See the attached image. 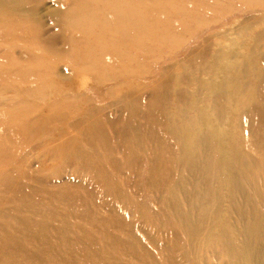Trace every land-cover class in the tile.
Wrapping results in <instances>:
<instances>
[{
  "label": "rangeland",
  "instance_id": "374dc122",
  "mask_svg": "<svg viewBox=\"0 0 264 264\" xmlns=\"http://www.w3.org/2000/svg\"><path fill=\"white\" fill-rule=\"evenodd\" d=\"M95 1L105 9L101 17H108L103 5L108 0ZM90 2L0 0V229L17 209L28 217L50 208L68 225L58 229L61 250L77 249L84 254L78 260L87 264H138L116 250H128L127 238L116 237L106 246L95 233L112 220L113 207L144 245L157 237L153 222L140 218L136 207L124 211L112 202L119 193L111 192L108 177L117 184L125 178L148 217L161 210L171 219L173 207L159 204L167 201L187 214L204 208L205 220L192 215L196 227L202 226L200 239L188 243L182 233L174 264H216L212 253L198 254L194 247L216 220L222 226L214 235L226 239L248 229L250 246L264 264V152L245 146L247 126L239 118L248 114L252 122L264 123V112L255 117L258 106L251 102L259 100L264 109V0H120L127 12L115 16L117 27L87 20ZM150 125L171 149L163 153L168 162L161 164L166 189L160 194L148 178L154 158L140 146ZM203 140L209 142V167H201L210 183L201 204L204 182L200 176L187 178L183 162L196 163ZM78 153L81 159L91 157L85 166L76 163ZM109 156L120 164L108 173L103 163ZM237 191L238 212L229 198ZM242 214L245 220L238 222ZM0 241V264H29ZM29 249L34 264H48L39 248Z\"/></svg>",
  "mask_w": 264,
  "mask_h": 264
},
{
  "label": "bare ground",
  "instance_id": "6f19581e",
  "mask_svg": "<svg viewBox=\"0 0 264 264\" xmlns=\"http://www.w3.org/2000/svg\"><path fill=\"white\" fill-rule=\"evenodd\" d=\"M92 1L94 3L90 2L88 4H85V6L88 9L86 11V17L85 18H87V20L94 21L97 23L100 22V24H103V26L104 25L108 26V27L114 26L115 20H116L115 16L117 17V15H119V13L122 10L127 12L126 7L122 8V6H124V4L122 2H120V0H108L107 3H105L103 5L109 11V15H108V17L102 18L101 16L103 14L101 15V13L105 9L97 1H95V0H92ZM139 22H143V20H139L138 23ZM124 27H125V25H124ZM34 28H36V27H34ZM21 40H23V39H21ZM92 41H94V40H92ZM46 47H47V45H46ZM109 47H111V46H109ZM51 53H52V51H51ZM27 55H29V54H27ZM54 57H55V55H54ZM57 57H60V55ZM81 58L84 59L83 56ZM40 59H42V58H40ZM25 62H27V61H25ZM12 64H13V62H12ZM10 67H11V64H10ZM12 67H13V65H12ZM48 77H49V75H48ZM14 82H17V81L15 80ZM23 82H24V80H23ZM28 83L29 82H27V84ZM24 84H26V81H25V83H23V85ZM27 90H29V89H27ZM31 93H33V92H31ZM18 95H22V93L18 94ZM26 96H27V94H26ZM22 97H24V96H22ZM44 100H46V99H43V101ZM66 101L68 102L69 99H67ZM251 102L254 103V105L258 106V108H255V110H253V112L255 113V117H257V118L262 117L264 109L262 108V106H261V108H259V105L257 104V103H259V100L254 101V102L251 101ZM12 113H13V111H12ZM206 113H207V110H204L203 116H204L205 121H207V119H208V116L206 115ZM90 114H92V113H90ZM94 115H96V114H94ZM239 118L241 119L242 123H244L247 126V128L245 129V131L247 133L244 136L245 146L252 151H263L264 152V123L263 122H258V123L252 122V120H250L251 115H248V114L242 115ZM205 121H203V123H205ZM56 122H58V120ZM19 123H21V122H19ZM19 123H16V125ZM59 123H60V121H59ZM146 124L144 126H146ZM25 127H27V126H25ZM135 130H136V128H135ZM157 133H158V131H157L156 127L154 128L150 125L149 130H147L148 136H146V137H148V140L145 141L144 145H140V146H141V148L146 146V149L145 148H143V149L146 150V152L148 153L150 158H154V159H152L153 161L151 160L152 161L151 167L149 166L150 176L148 174V176H149L148 178L150 180V186L151 187L153 185H156L155 189L152 191H154V192L159 191V194H160L162 191H164L166 189V186H165L166 180L163 177V173H162V171H163L162 167L163 166L161 167V164L164 162H168V159H165V157H163V153H164V151L171 153V149H170L169 143H167V142L164 143L163 140H158ZM217 135L220 136L218 141L223 142L222 141L223 135H221V134H217ZM193 136H194L193 134H188L187 140L189 137L190 140L194 141L193 139H195V138ZM5 139H6V137H5ZM45 140H47V139L45 138ZM52 141H54V140L52 139ZM86 143H87V141H86ZM127 143H128V145L131 144L130 141H128ZM86 145L88 146V144H86ZM115 146L116 145L111 146L112 150H114L116 148ZM0 147H3V145L0 144ZM133 147L135 148V152L136 151L140 152L139 151L140 147L138 145H133ZM208 147H209V142L207 140L201 141L199 144V147H198V151L200 154H199V158L197 159L196 163L194 162L193 164H186L183 162V164L185 166V167H183V169L188 173V176H189L187 178H189L190 180H193V179H195L196 176H200V178L204 182L203 189L201 191H199V195H198V198H199L198 200H200L201 204L204 203L207 199L206 195H208V193H206V190H207V186L210 183L209 176H207V173L201 167V165L202 166L204 165L205 168L209 167V166H207V163H208V156H207L208 149L207 148ZM71 148H74V147L72 146ZM75 149H77V147ZM113 153H115V152L113 151ZM78 156H80L79 153L77 156H75L76 163H79L82 166H85L86 162H88L87 160L90 161V159H91V157L81 159ZM162 158L165 161H163ZM93 159H95V157H93ZM157 159L159 161H161L159 164L157 163L158 162ZM96 160H101V162L103 161L100 157H96ZM106 161H107L106 163H103V162L102 163L104 165H106L107 169L105 168V170L108 171V173H109V171H112V170L115 171L116 169H118L117 167L120 164V162L119 163H118V161L116 162L113 159V157L109 156V160H106ZM122 162L124 164H128V162L125 159ZM262 164L264 166V160L262 161ZM135 167L131 168L132 172L134 171ZM179 169H181V167ZM262 175L264 176V173H262ZM103 177H104V175H103ZM108 179L109 180H107V181L109 183V187H110L111 192L119 193L117 195L114 194L111 196L112 202L114 201L113 203H115V204L117 203L116 205H118L119 208H121L124 211H128L130 206L136 207L138 216L140 218H144L146 216L148 218L147 220H150L153 222V225H155V227L157 228V237H153V238L148 237L149 244L147 243V246L144 245V243L139 241L136 238V236L133 234V232L131 231V228H132L131 225L129 223H127L126 221H125L126 223H124L123 220H121L120 216H116L115 213L113 212L114 208L111 207V211H110L111 215L112 216L114 215L112 217V220H109L107 222L106 226L99 227L96 230L97 232H95L96 235L99 234L102 237V239H104L106 246H108V243L111 244L110 241H112L116 237H125L129 240L128 250H121L118 247H116V250L124 251L126 253L127 258L133 259L138 264H174L172 257L175 255V253L178 250L181 249L180 238H181L182 233L186 234V236L188 238L187 240H189L188 243L190 241L193 242V240L195 241L196 239H198V240L200 239V238H198V236L200 235L199 233H202L201 232L202 226H200V228L196 227V224H195L196 220H195V218H192V215L194 217L195 216L199 217V220H201V218H202V220H205L204 218H205L206 214L204 213V208H202V210L200 211V214H199V212L195 213V211L192 209L193 208L192 207L189 210H193V211H191L187 214V213H185L184 210L179 211L174 205H172V202L167 201L166 203H159V204H162V206H165L166 209H168L169 207H171V208L173 207V209L175 210V213H173L174 210L171 211V213L174 214V216L171 219H169V217L164 218V216L161 214L162 213L161 210L156 211V212L150 211V212H152V214L148 217L149 212L146 211L147 209L144 208V205H142L141 203L140 204L135 203V201L137 199L135 198L133 193H131V191L129 190L127 179L123 178L122 182H120L118 184L111 177H108ZM181 180L182 179H180V180L178 179V184H177L176 188L180 192V194L182 195L184 189H182L183 184H182ZM81 189H83V188H81ZM86 190H87V188H86ZM81 191H83L85 193V188H84V190H81ZM232 195H233V197H232ZM89 196H88V198H89ZM184 196H185V198L183 197V195H182V198H183V201L186 203L187 197H186L185 193H184ZM94 197H95V195H94ZM236 197H238V198H236ZM260 197H261V200H264V196L261 195ZM229 198H230V204L232 205L234 210L236 212H238L239 200L242 198L241 193L239 191H237L236 196L231 193V197L229 196ZM156 200H157V198H156ZM91 201L93 202L92 198H91ZM93 203H95V202H93ZM96 203H98V202H96ZM110 203H111V201H110ZM46 209L47 210H42V211H37L38 209L37 210L35 209V211H37V212L33 213V215L32 214L29 215L28 217L26 215V212L24 211L25 209L24 210L17 209V211L15 212V215H13L14 217L12 218L10 223H5V225L3 224V228L0 229L3 231L2 236L0 238L3 242V244H5L6 249L11 250L14 253H19V255L23 258L21 261L25 262V263H29V264H34L33 263L34 258H32V257H34V255L28 251V250H30L29 248H32V247H34L35 249H38V248L40 249V253L43 257L42 258L43 260L48 256V258L44 260V262L48 263V264H87V263H85L86 262L85 260H83V261L78 260L82 256H84V254L81 255V253H79L77 249H74L73 247L66 248L69 246H66V247L64 246L62 250L60 249V246H59V245H61L59 243L60 238L58 239V236H57L58 229L62 228L64 230H68V225L66 224V222H64L63 216L56 214L50 208L49 209L46 208ZM5 210H7V209H5ZM239 214H241V213L239 212ZM238 216H239L238 222H243L245 220L244 214L238 215ZM113 220L115 222H113ZM79 222H82V221H79ZM215 223H216V226H215V228H212V230H211L212 233L210 232L208 234V236L206 235L207 237L204 240L198 241L197 244L194 245L198 254L200 251H203L206 249L210 254L212 253L211 258L213 260H215L216 264H263V262H262L263 260H261V254H259L258 252H255V250L253 251L251 246H250L252 237H251V235H250L251 233H250V231H248V229H245V234H243V235L237 234V235H234V237L230 236L229 239H226L221 234H220V236L214 235L217 232V229H218L217 227L219 226V228H220L222 226L219 223V220H216ZM94 224H95V222H94ZM165 225H168L170 227V228H168L169 233H166V231L163 232L162 228L165 227ZM132 230H133V228H132ZM70 233H72V232H70ZM172 235H173V238H172ZM231 238H232V240L233 239H235V240L232 242V240L230 241ZM162 242H164V243H162ZM186 248L188 249V247H186ZM198 256L199 255H197V257ZM210 261H211V259H210ZM126 264H130V262H127Z\"/></svg>",
  "mask_w": 264,
  "mask_h": 264
}]
</instances>
